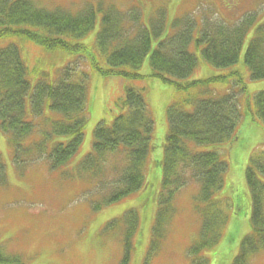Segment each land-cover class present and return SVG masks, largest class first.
Instances as JSON below:
<instances>
[{
    "label": "trees",
    "instance_id": "obj_1",
    "mask_svg": "<svg viewBox=\"0 0 264 264\" xmlns=\"http://www.w3.org/2000/svg\"><path fill=\"white\" fill-rule=\"evenodd\" d=\"M98 9L102 13L100 28L91 43H81L94 28ZM253 21L249 17L237 24L203 22L195 39L203 62L213 68L235 64ZM156 23L150 30L158 36L164 20ZM194 27L195 21L187 18L184 22L172 21V35L159 40L149 55L150 77L174 85L179 91H187L196 84L201 89L211 80L225 78L178 82L187 79L198 64L197 56L189 50ZM150 30L133 10L119 12L114 7L102 10L88 5L81 12H72L47 8L34 0H0V41H9L0 48V127L8 135L14 161L43 159L52 170L65 166L80 148L86 123L88 75L78 69L79 63L87 64L105 79L143 78L137 70L150 51ZM25 42L45 52L62 51L76 58L50 78L39 70L40 64L34 66L35 50L26 49V62L31 66L22 59L19 44ZM30 52H34L33 58L29 57ZM243 62L252 79H264V20L257 25ZM232 75L244 93L246 87L239 74ZM194 99L173 102L166 110L169 128L163 144L159 207L149 249L152 251L162 242L178 192L196 183L199 192L194 197V209L201 219V228L198 239L189 247V264H207L203 252L219 241L226 224L225 204L213 196L223 185L227 165L217 152H197L190 143L220 146L234 139L243 108L235 97L223 95L199 100L193 111H186L184 106ZM115 106L120 113L111 125L102 122L94 129L93 151L72 170L62 173L67 180L85 184L84 195L96 200L94 209L115 203L145 185L144 166L152 148L153 120L138 90L126 89ZM245 108L250 120L264 128V91L256 93ZM258 174L264 177L263 151L251 156L246 169L252 201L251 230L241 240L233 264H251L254 256L264 252V181ZM6 182V170L0 161V188ZM114 223L123 227L121 243L126 263L132 251L136 215L126 213ZM24 260L7 253L0 243V264H25Z\"/></svg>",
    "mask_w": 264,
    "mask_h": 264
},
{
    "label": "rangeland",
    "instance_id": "obj_2",
    "mask_svg": "<svg viewBox=\"0 0 264 264\" xmlns=\"http://www.w3.org/2000/svg\"><path fill=\"white\" fill-rule=\"evenodd\" d=\"M47 8H64L81 12L88 5L100 9L114 7L119 12L133 10L141 17V23L149 26L164 20V28L155 36L150 30L151 47L137 70L143 78H107L98 75L87 64L79 63L88 75L85 110L87 122L84 139L77 153L61 169H49L43 159L17 163L12 156L8 135L0 127V161L6 169V185L0 188V243L7 253L17 254L26 260L25 264H122V227L111 224L121 219L129 211L136 214V230L132 237L133 249L128 264H189V247L200 234V219L194 212L192 200L197 184H191L175 197L174 214L166 227L165 239L155 254L148 256L152 226L159 207L158 195L162 179L161 161L164 156L163 144L168 132L167 107L173 102L196 98L184 106L193 111L195 103L214 96L235 97L243 108L236 129V139L220 146H190L197 152L215 151L225 161L227 168L222 188L215 192L214 199L229 205L228 219L219 242L207 249L203 255L207 264H232L237 256L242 238L250 233L251 202L246 185V169L254 152H264V128L251 122L245 108L248 101L264 91V79H252L243 58L247 45L256 32L257 25L264 20V0H34ZM96 24L80 42L89 44L100 28L101 10L98 9ZM101 13V14H100ZM164 17V18H163ZM256 18L248 29L238 61L226 68H213L206 65L197 49L195 39L199 36L205 21L225 24L240 23L241 18ZM184 18L195 21L193 40L189 50L198 58L194 72L180 84L211 80L200 89L199 84L187 91H179L174 85L165 84L158 78L150 77L149 55L159 40L172 35L171 23ZM8 39L0 41L4 47ZM22 59L28 66L27 48L37 52L34 66L46 72L50 78L76 57L62 51L45 52L38 46L25 42L19 44ZM34 57V52L29 53ZM41 62V63H39ZM238 73L245 84L244 93L240 83L232 75ZM35 74L32 73V76ZM32 80V78H31ZM34 83L32 84V86ZM138 90L146 103L148 114L153 120L151 147L144 166L145 185L139 191L129 194L122 200L105 205L98 210L93 208L95 199L85 197L80 181L67 180L64 171L72 170L76 164L93 151L94 129L98 123L110 125L119 113L114 103L126 89ZM264 181V177L258 174ZM199 186V185H198ZM155 250L152 249V252ZM252 264H264V254L252 259Z\"/></svg>",
    "mask_w": 264,
    "mask_h": 264
}]
</instances>
